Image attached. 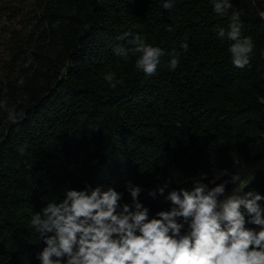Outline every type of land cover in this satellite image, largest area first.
Here are the masks:
<instances>
[{
	"label": "trees",
	"instance_id": "obj_1",
	"mask_svg": "<svg viewBox=\"0 0 264 264\" xmlns=\"http://www.w3.org/2000/svg\"><path fill=\"white\" fill-rule=\"evenodd\" d=\"M164 3L0 0V19H13L2 27L0 101L22 114L11 123L0 109V264H41L31 217L67 189L112 187L123 205L131 181L153 217L170 210L169 191L202 176L213 187L264 161V0H231L224 16L213 0ZM234 10L254 44L243 69L232 63V41L218 37ZM137 37L163 50L152 76L136 68L139 54H117ZM165 183L163 196L148 195ZM248 191L264 195V171Z\"/></svg>",
	"mask_w": 264,
	"mask_h": 264
},
{
	"label": "clouds",
	"instance_id": "obj_2",
	"mask_svg": "<svg viewBox=\"0 0 264 264\" xmlns=\"http://www.w3.org/2000/svg\"><path fill=\"white\" fill-rule=\"evenodd\" d=\"M172 6L171 0H165V9ZM230 9L231 0H213L216 14L224 16ZM240 17L241 12L232 11L230 30L226 33L221 28L218 37L232 41L228 49L232 63L243 69L254 44L250 36H242ZM133 42L135 47L121 48L117 54L125 58L129 51L139 54L136 68L154 75L163 50L139 37ZM181 48L187 51V43ZM178 56L170 60L173 70ZM104 78L112 88L117 86L113 74ZM18 83L24 84L22 77ZM0 109L7 111L11 123L22 116L9 110L6 101H0ZM223 174L229 175L227 170ZM201 180H195L190 190L169 191L170 210L153 217L139 200L141 187L131 181L126 188L131 204L121 205L123 194L112 187L102 190L98 186L90 192L67 189L62 201L48 203L31 217L30 226L45 245L37 259L41 264H264V207L260 204L264 195L241 194V185L248 181H242L239 173L219 184L213 179L209 182L213 187ZM229 183L234 185L230 193L226 191ZM167 187L165 183L148 195L163 196Z\"/></svg>",
	"mask_w": 264,
	"mask_h": 264
},
{
	"label": "rangeland",
	"instance_id": "obj_3",
	"mask_svg": "<svg viewBox=\"0 0 264 264\" xmlns=\"http://www.w3.org/2000/svg\"><path fill=\"white\" fill-rule=\"evenodd\" d=\"M263 17H264V13H263ZM8 16H3L2 19H0V40L2 39L3 36V30L2 27L3 26H7V27H11L13 26L11 22H13V19L11 21V19H8ZM5 54L2 51V47L0 46V68L3 65L4 62V56ZM263 57H264V52H263ZM257 171H264V161L261 162H256L254 164H252L248 169L245 170H239L236 173H239L241 175V179L242 181L245 182H249L253 179L255 173ZM244 185L242 184L241 187H243ZM234 185H232V187L228 190H226L228 193H230L233 189Z\"/></svg>",
	"mask_w": 264,
	"mask_h": 264
}]
</instances>
